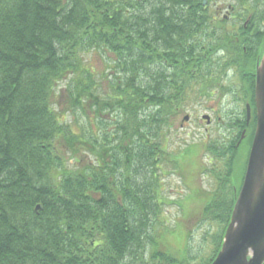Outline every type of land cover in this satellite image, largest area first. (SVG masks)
I'll return each mask as SVG.
<instances>
[{
    "label": "trees",
    "instance_id": "obj_1",
    "mask_svg": "<svg viewBox=\"0 0 264 264\" xmlns=\"http://www.w3.org/2000/svg\"><path fill=\"white\" fill-rule=\"evenodd\" d=\"M205 1L0 0V264H190L186 245L188 261L179 262L161 251L165 234L154 236L163 226L153 203L156 166L192 93L227 95L224 81L235 71L242 108L223 119L234 135L228 148L210 149L227 169L212 172L219 185L198 218L222 228L202 261L210 264L232 209L235 144L242 130L248 144L254 132V112L246 126L243 104L253 108L264 0H232L230 20L216 19L215 1ZM91 52L112 65L103 74L111 97L101 102L85 68ZM63 99L66 110L95 116L89 138L61 124L52 105ZM98 128H110L99 144ZM183 149L180 159L192 160L197 147Z\"/></svg>",
    "mask_w": 264,
    "mask_h": 264
},
{
    "label": "rangeland",
    "instance_id": "obj_2",
    "mask_svg": "<svg viewBox=\"0 0 264 264\" xmlns=\"http://www.w3.org/2000/svg\"><path fill=\"white\" fill-rule=\"evenodd\" d=\"M214 1L213 7H223L224 9L232 2V0ZM84 61L85 68L92 74L95 86L98 87V99L100 102L101 100L109 99L111 95L103 74L112 72L111 62L97 52L86 54ZM82 77L85 76L80 75V78ZM82 83L85 84L87 81L83 79ZM224 85L227 88H232L233 91L224 95L222 91L216 90L211 96L206 98L199 97L197 93H192L191 98L185 104V111L178 115L173 128L165 136L168 142L166 152L168 154L156 166L158 193H156L155 189L153 196L157 202L153 203H160L156 211L159 213L158 220L163 226L160 224L156 225V234L154 236L156 237L159 233L160 235L165 234L161 243V251L173 252L179 262L188 261L187 256L183 255V247L185 245L187 246L188 257L191 258L189 260L190 264L208 262L218 243V236L222 231L219 224H210L204 221L199 223L198 218L201 216V206L208 198L212 197V191L216 189V186L218 188L219 185L212 176V172L220 173L227 169L225 162L216 158L210 149L214 147L222 149L229 147L234 134L230 133L231 130L226 128L223 119L226 117L224 119L226 120L228 117L234 116L242 108L240 99L243 98L244 94L239 91L243 86L241 75L238 76L235 71H228ZM65 86L66 83H59L56 94L58 95L59 90ZM71 87H74V83L71 84ZM245 87L246 84L244 89H246ZM236 99L241 104L238 102H235L237 104L233 103ZM104 104L107 103H103L100 107ZM108 105H104L103 108L105 110H99V112L105 114ZM66 107V99H63L54 107L52 105V108L60 115L59 121L62 125L70 126L75 135L78 134V127L82 128V132L87 138L90 136L87 130H92L95 133V116L89 110H86V114H84L82 110L72 109L71 107V110H66ZM186 115L189 117L187 121L184 120ZM202 115L209 116V125L206 124L205 120L201 119ZM106 118L110 119L111 122L115 121V118L111 116L102 115L101 117V119ZM222 123L223 125H220ZM109 129L98 128L99 135L96 138L95 134L93 135L97 144L100 143L103 135H106ZM246 138L245 136L240 142L239 146L241 147L238 146L239 160L235 165L236 177H240L242 174L243 163L249 149L250 143L248 144V139L246 140ZM190 143H192L193 147H197L193 152L194 156L192 155V160L188 162L186 159L182 161L179 154ZM222 151L224 154L226 153V150ZM63 156L64 166L71 168L72 165H75L70 153L65 149L63 150ZM152 187L153 189L155 188V186ZM224 191L229 193L227 185ZM202 261L204 262L202 263Z\"/></svg>",
    "mask_w": 264,
    "mask_h": 264
},
{
    "label": "water",
    "instance_id": "obj_3",
    "mask_svg": "<svg viewBox=\"0 0 264 264\" xmlns=\"http://www.w3.org/2000/svg\"><path fill=\"white\" fill-rule=\"evenodd\" d=\"M254 107L256 124L243 183L210 264H264V49L255 64ZM249 120L246 105V124Z\"/></svg>",
    "mask_w": 264,
    "mask_h": 264
},
{
    "label": "flooded vegetation",
    "instance_id": "obj_4",
    "mask_svg": "<svg viewBox=\"0 0 264 264\" xmlns=\"http://www.w3.org/2000/svg\"><path fill=\"white\" fill-rule=\"evenodd\" d=\"M215 9H216V13H215V18L216 19L223 18V19H226V20H230V19L234 18L233 15H232L234 10L232 9L231 5L226 6L225 10H221V9H223V7H221V8L216 7ZM244 163L246 164V160L244 161ZM245 168H246V165H245ZM244 173H245V170H243L242 176L238 177V179H235L234 176L230 179V181H231L230 187H231L233 195L236 192H237L236 193V195H237L238 192L240 191V188H241V185H242V181H243V177H244Z\"/></svg>",
    "mask_w": 264,
    "mask_h": 264
}]
</instances>
